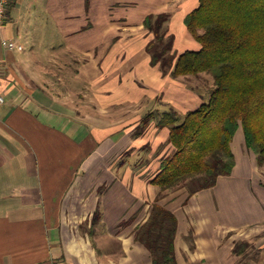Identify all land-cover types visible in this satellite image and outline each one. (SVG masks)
I'll return each mask as SVG.
<instances>
[{
	"label": "crops",
	"instance_id": "1",
	"mask_svg": "<svg viewBox=\"0 0 264 264\" xmlns=\"http://www.w3.org/2000/svg\"><path fill=\"white\" fill-rule=\"evenodd\" d=\"M170 1L48 0L65 42L45 57L40 29H26L27 0H10L0 23V264H152L135 235L158 196L150 179L159 157L138 181L116 158L125 146L142 145L131 130L152 112L147 96L175 85L152 65L146 47L153 34L144 25L149 14L165 12L159 3ZM2 38L25 49L9 50ZM126 103L136 111L131 119L110 110ZM121 130L122 139H111ZM257 165L246 152L215 187L192 196L178 189L161 199L178 218V264H243L251 253L234 252L242 241L258 249L250 264H264V180ZM238 180L249 195L242 211L232 205Z\"/></svg>",
	"mask_w": 264,
	"mask_h": 264
},
{
	"label": "trees",
	"instance_id": "2",
	"mask_svg": "<svg viewBox=\"0 0 264 264\" xmlns=\"http://www.w3.org/2000/svg\"><path fill=\"white\" fill-rule=\"evenodd\" d=\"M170 23L167 12L149 14L144 20L153 34L146 47L152 65L174 78L206 73L213 77L214 87L209 101L188 112L182 122L175 109L159 122L170 127L174 150L150 179L159 195L135 235L150 251L152 264H178L179 222L160 203L163 194L185 187L192 196L231 175L236 165L232 141L239 128L246 146L264 166V0H199L184 23L200 48L179 54L174 52L176 35ZM250 245L239 242L234 252L245 255Z\"/></svg>",
	"mask_w": 264,
	"mask_h": 264
},
{
	"label": "rangeland",
	"instance_id": "3",
	"mask_svg": "<svg viewBox=\"0 0 264 264\" xmlns=\"http://www.w3.org/2000/svg\"><path fill=\"white\" fill-rule=\"evenodd\" d=\"M195 1L196 0H171L168 3L165 2L167 6L160 3L158 4V6H156L158 8H164L158 11H165L170 13L171 15V26L173 27L176 35V44L174 46V52L176 54H179L185 49L200 48L199 42L192 35H190L183 21L184 14H186L188 10L195 7L191 4L195 3ZM47 2L48 0H27L24 8V14H27L28 20L26 29L30 31H38V29H40L39 33L41 37V53L45 57H48L51 52H59L64 48L63 42H65V40L63 39V35L59 31L58 23L55 21L52 13L48 10ZM198 4L199 1L197 0V3L195 5L198 6ZM166 76H169L171 80H174L175 85L172 86L170 82L166 84L165 88L160 91L159 95L147 96L145 103L146 105L149 104L148 109H150L152 112L148 113L146 111L139 124L135 125L132 123L133 126L135 125V128L133 127V130H131V138L134 142L143 141L142 145L138 146L137 144L131 145L130 147H128L127 145L125 146V152L118 156L119 158H116L118 161L120 160V164H125L127 168H131L130 173L132 174V178H136V181L140 179L144 167H146L151 160L153 162L155 158L157 159V157H159V159H157L159 166L160 161L164 157H167L168 155L173 153V146L169 142L170 127L159 126V122L164 118L165 114L172 109H175L181 117L179 122H182L188 112L195 109V107L199 104L205 101H209L211 90L214 87L213 77L206 73H203L200 76L191 75L181 76L179 78H174L169 74ZM131 78L132 76H127L128 80H130ZM179 83L184 84L183 89L182 87H180L181 90L176 88V84ZM138 84L143 85V80L139 79ZM174 100H176V103L174 102ZM127 106V103L125 106H121V108L118 106H113L112 108H110V110L112 112L116 109L119 110L118 112H120V110L123 111L120 112V114H126L125 116L128 120L132 118L131 115L135 114L134 112L136 111L133 106ZM128 109L129 112L127 113ZM118 116L119 115L116 113L114 118H117ZM142 131L143 133L139 134V132ZM123 132L124 130H121L116 134L111 135V139H113L114 141H119L124 137ZM128 140L129 138L127 137V143ZM244 140L245 139L242 128H239L232 141V150L237 156L239 165H241V159L245 156L246 152H249V154L251 155L254 154L252 153L253 151L248 149ZM155 147L157 148V151L154 149ZM259 169L263 173V175L261 176L264 180V166L259 165ZM122 172L123 170L120 171V175L122 174ZM234 187L235 188H233V190L237 195V200L233 199L234 203H232V205L235 209L242 211V209H245L247 205L245 201L248 195V188L247 185L242 182V180H238L237 184H235ZM179 190H184V193L187 191L185 187L179 188ZM173 193V191L165 193L163 194L162 198H165L166 196H169ZM170 199L171 198L169 197V200ZM249 251L251 254H249L247 258L244 257L242 259L243 264H250L251 259L257 258V248H249L248 252Z\"/></svg>",
	"mask_w": 264,
	"mask_h": 264
},
{
	"label": "built area",
	"instance_id": "4",
	"mask_svg": "<svg viewBox=\"0 0 264 264\" xmlns=\"http://www.w3.org/2000/svg\"><path fill=\"white\" fill-rule=\"evenodd\" d=\"M9 3L10 0H0V23H2L4 21V18L6 17ZM2 45L5 48L13 51L14 50L23 51L25 49V46L23 44L19 43L16 40L8 39V38H2Z\"/></svg>",
	"mask_w": 264,
	"mask_h": 264
}]
</instances>
